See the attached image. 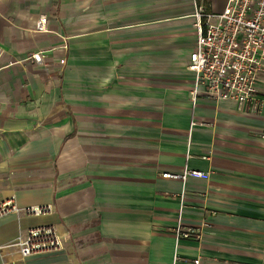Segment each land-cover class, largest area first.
<instances>
[{
	"label": "crops",
	"instance_id": "0c3cea01",
	"mask_svg": "<svg viewBox=\"0 0 264 264\" xmlns=\"http://www.w3.org/2000/svg\"><path fill=\"white\" fill-rule=\"evenodd\" d=\"M227 1L0 0V201L53 205L0 216V264H264V115L191 93L195 5ZM45 223L62 249L10 245Z\"/></svg>",
	"mask_w": 264,
	"mask_h": 264
},
{
	"label": "built area",
	"instance_id": "2783aa9c",
	"mask_svg": "<svg viewBox=\"0 0 264 264\" xmlns=\"http://www.w3.org/2000/svg\"><path fill=\"white\" fill-rule=\"evenodd\" d=\"M193 16L197 43L188 63L195 74L192 97L196 99L204 93L211 98L231 99L242 109L249 105L264 115V0H228L220 12L209 11L197 2ZM31 57L41 62L43 54L34 52ZM204 175V171L188 167L179 173H163L164 177L183 182L189 176ZM52 211L53 205L48 203L20 206L14 196L0 201V216L10 212L40 216ZM182 212L183 206L180 216ZM173 232L177 238L202 237L201 227L186 226L181 219ZM10 245L17 246L21 256L27 257L60 250L64 244L56 225L45 223L30 227ZM195 262L199 263V259Z\"/></svg>",
	"mask_w": 264,
	"mask_h": 264
}]
</instances>
